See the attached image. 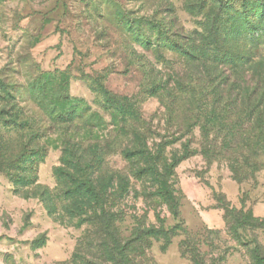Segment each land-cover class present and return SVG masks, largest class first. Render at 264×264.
I'll list each match as a JSON object with an SVG mask.
<instances>
[{
    "label": "rangeland",
    "instance_id": "374dc122",
    "mask_svg": "<svg viewBox=\"0 0 264 264\" xmlns=\"http://www.w3.org/2000/svg\"><path fill=\"white\" fill-rule=\"evenodd\" d=\"M262 8L0 0V264H108L72 180L129 264H264Z\"/></svg>",
    "mask_w": 264,
    "mask_h": 264
},
{
    "label": "trees",
    "instance_id": "16d2710c",
    "mask_svg": "<svg viewBox=\"0 0 264 264\" xmlns=\"http://www.w3.org/2000/svg\"><path fill=\"white\" fill-rule=\"evenodd\" d=\"M225 3L229 4L231 0H223ZM245 1V0H244ZM263 1L264 0H260ZM244 10V8L242 9ZM244 12V11H243ZM262 20L264 19V8H262ZM247 116L248 118H252L254 115H257L259 118V121H261L264 117V96L260 99L258 103H247ZM71 115L62 114L59 116L58 120L60 123H67L71 120ZM65 152H70V149H65ZM22 156V155H21ZM22 158V157H21ZM79 159L76 160L75 165L70 168L72 173H75L77 178L79 167ZM63 166L68 165L67 161L64 160L62 163ZM70 185H72V188L69 192H66L64 196L62 197L63 202H71L68 207H65L67 211L65 213L69 218H79V225L84 222H88L93 224L96 228V235L100 236V242L99 246L101 249H103V259L108 264H129V259L126 257V253L128 251V244L124 243L121 244L120 241L117 240V238L114 237L111 227H112V219L114 218L113 215L110 213H107L105 209L102 207L103 202L102 199L94 194V191L91 187H89V190L87 193H82V185L81 181L72 180L70 182ZM160 196L162 197L163 202L167 205V208L169 209L172 217L174 219H177L178 217V211L177 206L175 204L174 198L168 194L167 189L164 188L160 191ZM88 199V201H87ZM98 202L100 204V208L97 210V208H92L91 210L95 211L92 215H87L85 212V209H87V202ZM71 207V208H70ZM159 232H162V230H156L153 229L150 232L151 237L158 238ZM257 260L261 263L264 262V260L257 258Z\"/></svg>",
    "mask_w": 264,
    "mask_h": 264
}]
</instances>
